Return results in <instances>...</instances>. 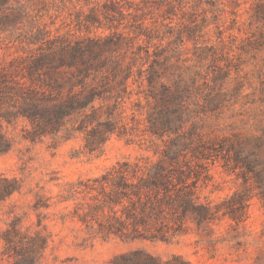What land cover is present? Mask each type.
<instances>
[{"label":"rangeland","instance_id":"1","mask_svg":"<svg viewBox=\"0 0 264 264\" xmlns=\"http://www.w3.org/2000/svg\"><path fill=\"white\" fill-rule=\"evenodd\" d=\"M88 37L107 76L90 127L111 115L116 130L90 151L74 118L55 133L0 120V264H114L134 251L264 264V0H0L1 109L21 107L35 61ZM160 160L190 174L208 218L190 210L166 240L109 233L94 180L122 162L153 174Z\"/></svg>","mask_w":264,"mask_h":264},{"label":"trees","instance_id":"2","mask_svg":"<svg viewBox=\"0 0 264 264\" xmlns=\"http://www.w3.org/2000/svg\"><path fill=\"white\" fill-rule=\"evenodd\" d=\"M100 40L87 38L63 46L58 52L41 57L30 67L32 86L17 111L1 109L2 101L11 87L0 84V120L10 121L25 116L38 127L58 132L66 120L74 118L75 130L85 133L86 147L94 151L104 145L116 130L111 117L90 127L98 119L96 100L105 99L107 76ZM65 69H68L65 71ZM43 70V72H42ZM150 83L154 80L152 67L142 71ZM48 131H44L47 133ZM5 148L0 134V151ZM173 160V158H171ZM146 167L129 162L119 163L101 178L95 187L111 202V222L107 231L124 238H154L166 240L176 234L190 210L198 212L199 220L210 215V208L198 205L195 192L188 183L190 174L174 166L173 161L160 160L155 172L147 174ZM193 186L197 183L193 182ZM121 206L118 210L117 207ZM120 212V213H119ZM189 264L180 256L173 262H162L143 251L121 255L114 264Z\"/></svg>","mask_w":264,"mask_h":264}]
</instances>
